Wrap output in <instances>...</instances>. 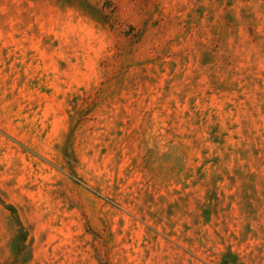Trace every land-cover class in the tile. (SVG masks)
Returning <instances> with one entry per match:
<instances>
[{
  "label": "rangeland",
  "instance_id": "obj_1",
  "mask_svg": "<svg viewBox=\"0 0 264 264\" xmlns=\"http://www.w3.org/2000/svg\"><path fill=\"white\" fill-rule=\"evenodd\" d=\"M0 264H264V0H0Z\"/></svg>",
  "mask_w": 264,
  "mask_h": 264
}]
</instances>
